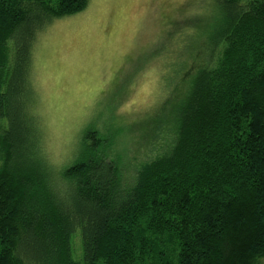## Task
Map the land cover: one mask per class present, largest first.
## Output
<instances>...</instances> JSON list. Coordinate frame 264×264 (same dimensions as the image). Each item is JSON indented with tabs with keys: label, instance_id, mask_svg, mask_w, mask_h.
Listing matches in <instances>:
<instances>
[{
	"label": "trees",
	"instance_id": "trees-1",
	"mask_svg": "<svg viewBox=\"0 0 264 264\" xmlns=\"http://www.w3.org/2000/svg\"><path fill=\"white\" fill-rule=\"evenodd\" d=\"M215 1L160 151L126 176L99 137L59 185L38 149L32 51L89 0H0V264H264V0Z\"/></svg>",
	"mask_w": 264,
	"mask_h": 264
},
{
	"label": "rangeland",
	"instance_id": "rangeland-1",
	"mask_svg": "<svg viewBox=\"0 0 264 264\" xmlns=\"http://www.w3.org/2000/svg\"><path fill=\"white\" fill-rule=\"evenodd\" d=\"M221 19L215 0H89L41 32L30 80L53 179L60 185L57 174L99 137L126 176L155 156L189 81L181 64L187 54L203 60Z\"/></svg>",
	"mask_w": 264,
	"mask_h": 264
}]
</instances>
